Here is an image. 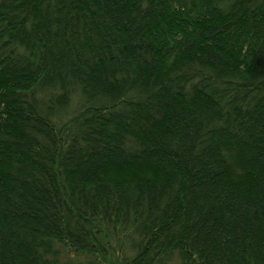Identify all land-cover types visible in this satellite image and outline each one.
<instances>
[{
    "label": "trees",
    "instance_id": "trees-1",
    "mask_svg": "<svg viewBox=\"0 0 264 264\" xmlns=\"http://www.w3.org/2000/svg\"><path fill=\"white\" fill-rule=\"evenodd\" d=\"M0 264H264V0H0Z\"/></svg>",
    "mask_w": 264,
    "mask_h": 264
}]
</instances>
